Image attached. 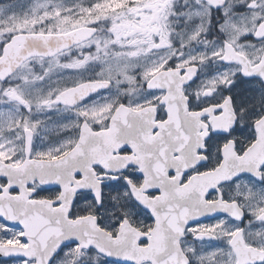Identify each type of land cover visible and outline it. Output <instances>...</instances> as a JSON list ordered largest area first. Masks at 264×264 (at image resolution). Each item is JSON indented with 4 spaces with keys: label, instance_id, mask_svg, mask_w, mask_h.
<instances>
[{
    "label": "snow or ice",
    "instance_id": "obj_1",
    "mask_svg": "<svg viewBox=\"0 0 264 264\" xmlns=\"http://www.w3.org/2000/svg\"><path fill=\"white\" fill-rule=\"evenodd\" d=\"M0 264H264V0H0Z\"/></svg>",
    "mask_w": 264,
    "mask_h": 264
}]
</instances>
